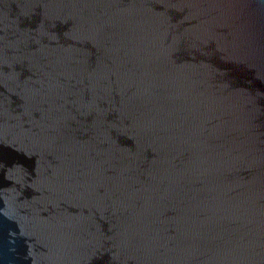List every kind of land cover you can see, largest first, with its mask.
<instances>
[{
	"label": "water",
	"instance_id": "1",
	"mask_svg": "<svg viewBox=\"0 0 264 264\" xmlns=\"http://www.w3.org/2000/svg\"><path fill=\"white\" fill-rule=\"evenodd\" d=\"M0 264H264V0H0Z\"/></svg>",
	"mask_w": 264,
	"mask_h": 264
}]
</instances>
